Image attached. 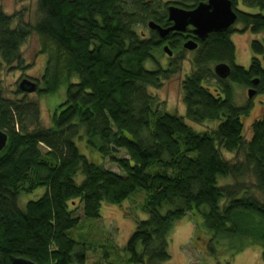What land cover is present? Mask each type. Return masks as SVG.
<instances>
[{"label": "trees", "instance_id": "trees-1", "mask_svg": "<svg viewBox=\"0 0 264 264\" xmlns=\"http://www.w3.org/2000/svg\"><path fill=\"white\" fill-rule=\"evenodd\" d=\"M37 1L41 18L34 26H14L15 16L0 11V72L23 66L20 49L36 33L48 57L39 92L54 94L64 82L68 88L50 128L41 124L38 102L11 101L0 90V130L8 135L0 152V264H11V257L86 264L85 247L76 251L80 244L68 235L80 222L76 210L82 206L86 218L98 219L103 203L121 204L138 190L147 193L142 209L148 218L137 222L128 241V264L170 261L171 233L189 214L195 239H207L209 255L224 251L229 257L235 239L241 241L237 252L246 245L264 247V201L242 182L253 177V189L264 196V114L246 139L243 120L250 109L234 104L231 87H252L258 79L253 87L264 94V46L252 42L254 57L245 69L235 64L234 26L205 41L192 37L199 48L182 83L185 118L195 124L218 121L215 129L198 133L183 117L161 110L150 92L177 72L176 64L145 68L165 46L180 52L192 30L161 38L144 29L150 22L170 27V6L193 10L208 0ZM230 1L236 24L264 33V0ZM239 4L256 12L240 11ZM220 63L232 69L229 84L214 73ZM73 76L77 84H70ZM77 140L110 158L120 172L84 157ZM120 150L127 157H114ZM227 179L234 183L225 184ZM39 188L45 194L22 211V195Z\"/></svg>", "mask_w": 264, "mask_h": 264}, {"label": "rangeland", "instance_id": "rangeland-1", "mask_svg": "<svg viewBox=\"0 0 264 264\" xmlns=\"http://www.w3.org/2000/svg\"><path fill=\"white\" fill-rule=\"evenodd\" d=\"M238 10L256 12V10L246 8L242 4H239ZM0 11L9 16H15L14 26L20 24L34 26L41 18L37 0H0ZM234 29L236 31L231 40L236 49L235 64L249 69L254 57L251 48L252 42L258 41L264 46V33L254 34L246 31L242 24L234 25ZM144 32L148 35L150 29L146 27ZM43 48L42 38L38 34L33 33L29 36L20 49L24 61L23 66L20 68L14 65L10 68H4L0 72V90L2 97L11 101L25 99L28 102H38L41 124L50 128L53 126L54 110L66 100L68 83L64 82L59 90L51 95L41 92L26 93L23 98V93L19 92V84L24 79L43 81L48 61V57L42 53ZM196 54L197 51H189L183 48L180 52L173 53L171 58L162 48L161 51L157 52L155 60L145 63V68L149 71H155L158 67L165 68L171 61L176 64L177 72L165 81L159 89H153L150 92L159 99L161 110L183 117L193 130L204 133L212 128L215 129L218 126V121L195 124L187 120L183 101L182 83L193 71L191 60ZM78 82L77 76H73L70 80V84H77ZM222 84H229L228 79L223 80ZM39 85L41 88L43 87V83ZM231 87L234 104L240 108L249 107L250 109L249 115L243 120L245 138L249 140L253 123L264 114V94H256L253 98H249L247 87H242L234 82H231ZM213 89L214 87L211 88L212 91ZM76 144L80 153L90 161L111 171L120 172L110 158L104 160L98 151L88 148L85 141L77 140ZM223 154L226 159L233 163L238 160L234 154L227 152ZM114 157L122 158L127 157V155L120 150ZM77 181L81 182V175H78ZM242 182L245 187L251 189L252 194H256L261 201H264V196L253 189L255 182L253 177L246 176ZM227 183H234L233 179H227L225 184ZM45 191L44 188H39L32 193L22 195L18 203L19 208L26 211L27 204L30 201L38 200L45 194ZM146 200L147 193L144 190H138L121 204L103 203L98 219L86 218L82 206L76 210L80 222L68 232V235L80 244L76 251H80L81 245L85 247L86 264H128L129 254L126 252L128 241L135 232L137 222L148 218L142 209ZM195 238V226L189 214L175 225L171 233L169 241L171 259L166 264H264L263 246L261 245H246L237 252L241 241L235 239L234 250L229 251V257L225 256L224 251H221V256L218 257L219 253L209 255L205 252L207 239L196 240Z\"/></svg>", "mask_w": 264, "mask_h": 264}, {"label": "water", "instance_id": "water-1", "mask_svg": "<svg viewBox=\"0 0 264 264\" xmlns=\"http://www.w3.org/2000/svg\"><path fill=\"white\" fill-rule=\"evenodd\" d=\"M237 19L236 9L230 0H208L200 3L193 10L170 6L168 20L172 25L168 28H163L154 22H150L148 26L150 30L158 32L161 38H166L173 32L184 33L191 28L192 35L201 41H205L212 33L227 31L236 24ZM183 47L186 50L195 51L198 48V43L190 40L184 43ZM163 50L169 57L173 56V52L168 46H165ZM214 73L222 80L228 79L231 74V67L226 63L217 64L214 67ZM253 84L257 85L258 80H254ZM19 89L24 94H32L37 92L38 85L30 79H24L19 84ZM255 93L254 89H250L248 91L249 98H253ZM7 142L8 135L0 130V152L4 150ZM10 261L11 264H35L29 260L14 257H11Z\"/></svg>", "mask_w": 264, "mask_h": 264}, {"label": "flooded vegetation", "instance_id": "flooded-vegetation-1", "mask_svg": "<svg viewBox=\"0 0 264 264\" xmlns=\"http://www.w3.org/2000/svg\"><path fill=\"white\" fill-rule=\"evenodd\" d=\"M188 30H191V28H189ZM237 31H238V30H237ZM188 36H189V35H188ZM190 36H191V37L188 38L187 41H190V40H194V41H195V39H192V37H193V38H196V37H195L194 35H192V34H191ZM231 37H232V36H231ZM196 39H197V38H196ZM206 39H207V38H206ZM187 41H185V43H186ZM195 42H196V41H195ZM198 45H199V44H198ZM198 48H199V47H198ZM198 48H197V49H198ZM197 49H196V50H197ZM196 50H195V51H196ZM229 66H230V65H229ZM231 70H232V69H231ZM254 80H256V79H254ZM254 80H253V81H254ZM257 80H258V79H257ZM32 81H34V82L38 85V90H37V92L41 91L42 88H41V86H40L39 84H40V83L42 84L43 82H41V81L39 82L38 80H34V79H33ZM253 86H256V85L253 84ZM253 86H252V87H247V88H248L249 90H250V89H254ZM249 90H248V91H249ZM254 90H255V89H254ZM255 91H256V90H255ZM256 94H257V91H256L255 95H256ZM258 95H259V94H258ZM248 96H249V95H248ZM2 132H3V131H2ZM262 249H263V254H264V247H263Z\"/></svg>", "mask_w": 264, "mask_h": 264}]
</instances>
